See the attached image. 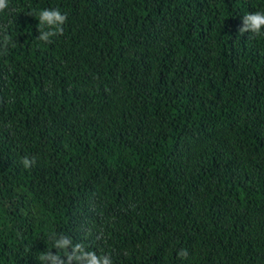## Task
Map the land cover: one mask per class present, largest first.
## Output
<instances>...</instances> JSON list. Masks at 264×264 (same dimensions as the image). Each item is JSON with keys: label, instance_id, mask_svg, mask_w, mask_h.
<instances>
[{"label": "trees", "instance_id": "16d2710c", "mask_svg": "<svg viewBox=\"0 0 264 264\" xmlns=\"http://www.w3.org/2000/svg\"><path fill=\"white\" fill-rule=\"evenodd\" d=\"M43 9L67 15L50 42ZM257 11L264 0H8L0 264H87L66 255L77 242L113 264H264V34L239 32Z\"/></svg>", "mask_w": 264, "mask_h": 264}, {"label": "clouds", "instance_id": "9594fccd", "mask_svg": "<svg viewBox=\"0 0 264 264\" xmlns=\"http://www.w3.org/2000/svg\"><path fill=\"white\" fill-rule=\"evenodd\" d=\"M8 7V0H0V12L4 11ZM38 39L44 42H50V37L57 34H63L64 23L67 20V15L62 14L59 9H43L38 13ZM243 27L239 29L240 34L250 32L254 35L264 34V11H257L253 13H248L243 16ZM45 27L48 30H44ZM7 39V38H6ZM22 163L25 168H30L36 163V158L25 156L22 159ZM52 239L54 241V247L57 250H68L69 246L73 244L70 237L63 234L58 237L53 235ZM66 255L71 261L75 258L78 261H87V264H113L112 258L108 254L97 255L94 251H87L83 243H75L72 252H66ZM179 255L181 257L187 256L185 250H181ZM40 261H46L51 259L53 264H64L61 256L58 254H53L52 251L42 253L39 257Z\"/></svg>", "mask_w": 264, "mask_h": 264}]
</instances>
